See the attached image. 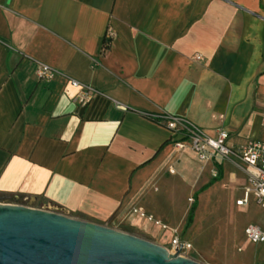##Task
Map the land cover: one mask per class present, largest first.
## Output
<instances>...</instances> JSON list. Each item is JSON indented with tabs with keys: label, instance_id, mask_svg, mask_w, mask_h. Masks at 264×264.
<instances>
[{
	"label": "crops",
	"instance_id": "obj_1",
	"mask_svg": "<svg viewBox=\"0 0 264 264\" xmlns=\"http://www.w3.org/2000/svg\"><path fill=\"white\" fill-rule=\"evenodd\" d=\"M38 63L99 93L77 104L65 78L37 79ZM164 112L212 137L224 128L231 145L264 142V0H0V202L136 226L145 191L170 198L187 181V200L217 189L233 211L260 208L235 204L246 164L201 161L147 117ZM260 210L242 232L264 224ZM252 260L264 264V245Z\"/></svg>",
	"mask_w": 264,
	"mask_h": 264
},
{
	"label": "water",
	"instance_id": "obj_2",
	"mask_svg": "<svg viewBox=\"0 0 264 264\" xmlns=\"http://www.w3.org/2000/svg\"><path fill=\"white\" fill-rule=\"evenodd\" d=\"M178 251L104 223L0 202V264H204Z\"/></svg>",
	"mask_w": 264,
	"mask_h": 264
},
{
	"label": "rangeland",
	"instance_id": "obj_3",
	"mask_svg": "<svg viewBox=\"0 0 264 264\" xmlns=\"http://www.w3.org/2000/svg\"><path fill=\"white\" fill-rule=\"evenodd\" d=\"M214 172L216 173V170ZM187 185V181L181 183L174 181L170 184V188L173 189L170 198L167 197L168 194L165 195L160 190L156 192L153 188L145 191L143 204L151 209L146 210L145 213L146 215L151 214L152 220L149 221L146 217L139 216L136 226L126 224L118 227L108 226L147 238L171 253H174L171 249V239L178 236L180 240L192 244V247L185 251L184 255L204 264H232L231 261L225 262L223 256L228 243V234L230 238L235 220L234 264H251L253 256L259 252L264 242H250L242 232V228L246 222L253 220L256 215L262 214L260 208L255 203H251L239 206L233 211L227 203L226 191L211 189L197 198L192 221L187 225L191 198L195 195L192 193L191 198L187 200L188 194L185 191ZM159 216L168 227L161 228L160 224H155L154 219ZM176 225L180 227L179 231L170 228Z\"/></svg>",
	"mask_w": 264,
	"mask_h": 264
},
{
	"label": "built area",
	"instance_id": "obj_4",
	"mask_svg": "<svg viewBox=\"0 0 264 264\" xmlns=\"http://www.w3.org/2000/svg\"><path fill=\"white\" fill-rule=\"evenodd\" d=\"M111 36L112 33L108 31L105 35L107 38L106 44L111 42ZM195 58L198 59L200 56L195 55ZM35 68L38 80L48 82L56 77H61L69 81L77 89L75 94L77 104L85 105L93 96L99 93L94 86L69 77L63 70L61 71L43 63H38ZM148 117L165 126L174 136H178L180 139H187L189 147L196 151L197 157L201 161H208V159L218 156L221 159L233 162L239 160L246 164L248 169L245 171L248 175V182L242 187L243 195L235 201V204H246L249 196H253L255 202L258 203L264 212V142L250 138L245 142L231 145L228 143L229 133L224 128H217L216 136L212 137L205 133L199 125L183 116H173L164 112L150 114ZM262 117V126L264 127V115ZM213 175H216V173L214 172ZM133 212L140 217H146L149 221L152 220L151 215H146L142 207L134 209ZM154 221L156 224H160L159 221ZM161 225L162 228L166 227L164 224ZM243 232L252 243L264 242V224L249 223L244 227ZM179 244H181V247H179ZM190 247L191 244L189 242L180 240L178 236L171 239V249L174 253L179 250V254L183 255Z\"/></svg>",
	"mask_w": 264,
	"mask_h": 264
},
{
	"label": "trees",
	"instance_id": "obj_5",
	"mask_svg": "<svg viewBox=\"0 0 264 264\" xmlns=\"http://www.w3.org/2000/svg\"><path fill=\"white\" fill-rule=\"evenodd\" d=\"M147 117H148V115H147ZM149 118V117H148ZM151 118V117H150ZM149 118V119H150ZM151 119H153V118H151ZM217 175H218V173L215 175V177H217ZM212 180H215V178H213ZM203 188V187H202ZM196 195H197V193H195V195H194V197H193V199H191L192 201H191V206H190V208H189V215H188V221H187V225H189L190 223H191V221H192V216H193V212H194V209L196 208V201H197V197H196Z\"/></svg>",
	"mask_w": 264,
	"mask_h": 264
}]
</instances>
